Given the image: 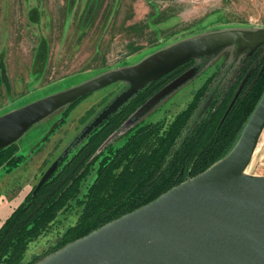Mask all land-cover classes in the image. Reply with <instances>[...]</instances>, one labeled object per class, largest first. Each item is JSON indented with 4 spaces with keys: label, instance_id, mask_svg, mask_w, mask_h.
Wrapping results in <instances>:
<instances>
[{
    "label": "rangeland",
    "instance_id": "rangeland-1",
    "mask_svg": "<svg viewBox=\"0 0 264 264\" xmlns=\"http://www.w3.org/2000/svg\"><path fill=\"white\" fill-rule=\"evenodd\" d=\"M263 30L264 0H0V120L138 67L182 42L221 33L243 36L216 42L156 90L107 142L119 147L132 128L171 123L210 77L218 79L211 84L213 94L226 87L232 67L254 46L244 39ZM160 78L119 81L89 94L79 105L70 107L76 102L70 101L57 107L29 128L12 144L16 150L9 157L10 163L20 156L24 162L9 172V162L0 168V227L34 194L44 174L53 169L50 179L59 162L70 157L69 149H76L91 129ZM181 78L184 81L169 90ZM213 94L199 105L195 120L205 115ZM96 169L90 172L83 196ZM246 172L264 176V132ZM81 207L75 203L64 207L50 228L30 243L22 264H37L60 250Z\"/></svg>",
    "mask_w": 264,
    "mask_h": 264
},
{
    "label": "trees",
    "instance_id": "trees-1",
    "mask_svg": "<svg viewBox=\"0 0 264 264\" xmlns=\"http://www.w3.org/2000/svg\"><path fill=\"white\" fill-rule=\"evenodd\" d=\"M191 63L192 60L151 83L130 103L91 129L76 149H69L73 151L70 157L63 158L51 178L37 193L29 194L0 227V264H22L30 243L42 236L71 203L83 210L77 223L64 234L66 243L59 249L147 205L232 152L264 94V43L239 59L232 67L234 74L228 79L229 84L215 94L211 84L216 85L218 79L210 77L190 106L171 123L140 125L128 130L120 139L121 146L107 144L156 90ZM212 94L205 115L195 120L199 105ZM85 97L70 107L79 105ZM15 150L16 145L0 150V168L11 162L9 157ZM24 160L25 157H18L6 172ZM93 167H97L96 177L83 196Z\"/></svg>",
    "mask_w": 264,
    "mask_h": 264
},
{
    "label": "water",
    "instance_id": "water-1",
    "mask_svg": "<svg viewBox=\"0 0 264 264\" xmlns=\"http://www.w3.org/2000/svg\"><path fill=\"white\" fill-rule=\"evenodd\" d=\"M240 34L194 38L142 65L119 71L62 97L0 120V150L15 143L57 107L119 81H152ZM245 43H264V30ZM250 52V53H251ZM184 81L179 79L169 90ZM264 132V94L241 137L224 159L147 205L67 244L37 264H264V176L244 173ZM44 174L34 193L48 180Z\"/></svg>",
    "mask_w": 264,
    "mask_h": 264
},
{
    "label": "bare ground",
    "instance_id": "bare-ground-1",
    "mask_svg": "<svg viewBox=\"0 0 264 264\" xmlns=\"http://www.w3.org/2000/svg\"><path fill=\"white\" fill-rule=\"evenodd\" d=\"M244 173H247L246 171Z\"/></svg>",
    "mask_w": 264,
    "mask_h": 264
}]
</instances>
